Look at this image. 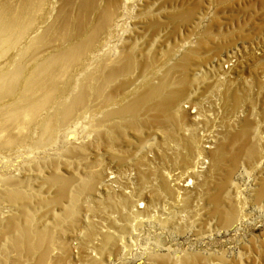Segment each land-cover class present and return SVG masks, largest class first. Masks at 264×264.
<instances>
[{"label": "rangeland", "instance_id": "obj_1", "mask_svg": "<svg viewBox=\"0 0 264 264\" xmlns=\"http://www.w3.org/2000/svg\"><path fill=\"white\" fill-rule=\"evenodd\" d=\"M59 5L50 0L52 11ZM129 5L115 43L132 54L131 70L101 96L87 94L74 136L65 135L72 123L60 125L49 153L26 146L33 152L18 160V181H5L9 167L0 164V264H36L44 252L47 264H264V0ZM187 55L176 114L149 122L158 96L130 116L105 117L104 96L126 106ZM84 76L69 95L101 84ZM240 139L253 156L232 165ZM37 232L44 240L30 250L24 235L32 244Z\"/></svg>", "mask_w": 264, "mask_h": 264}, {"label": "bare ground", "instance_id": "obj_2", "mask_svg": "<svg viewBox=\"0 0 264 264\" xmlns=\"http://www.w3.org/2000/svg\"><path fill=\"white\" fill-rule=\"evenodd\" d=\"M58 1L61 5L53 8V11L50 0H20L17 6L0 5V49L6 48V51H2L3 55L0 52V164L9 167L5 181H18L23 177L24 165L17 164L18 160L29 161L33 152L26 151V146L49 153L53 145L51 141L60 125L72 123L71 127L65 129V135L74 136L73 130L84 119L78 118V114L85 106L87 94L101 96L106 82L133 67L132 54L117 51L118 45L115 43L116 39L119 41L120 32L129 19L132 10L130 0ZM93 63V66L99 67H93L87 76L85 72L81 77L85 75L83 79L95 80L96 76H101L102 85L88 87L82 83L74 87L75 91L69 95L73 82L81 78L78 73ZM188 64L189 55L166 70L158 84L147 86L144 92L121 108H113L112 99L104 96L103 106L107 108L105 117L130 116L140 104H147L160 96L152 107L156 116L149 122L169 119L170 114L177 113H174V103L187 85L184 72ZM65 94L69 97L63 99ZM134 125L135 122L129 120L125 126L130 128ZM115 129L120 131L119 126ZM108 137L112 139L113 135ZM191 140L193 138L185 139V145L189 146ZM248 142L242 139L235 142L238 149L230 156L232 165L240 155L246 158L253 156L250 149L252 144ZM261 182L260 195L264 193V179ZM160 186L162 189L167 187L164 182ZM4 213V210L0 212V219ZM231 218L228 217L226 222ZM43 240L44 235L37 232L30 244L28 233L24 235L25 245L30 250L40 247ZM46 256V252L42 253L36 264H47Z\"/></svg>", "mask_w": 264, "mask_h": 264}]
</instances>
